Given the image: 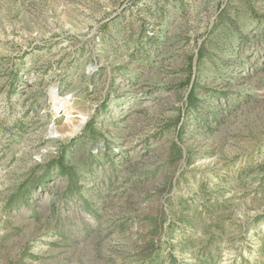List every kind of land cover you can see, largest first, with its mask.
<instances>
[{
	"label": "rangeland",
	"instance_id": "rangeland-1",
	"mask_svg": "<svg viewBox=\"0 0 264 264\" xmlns=\"http://www.w3.org/2000/svg\"><path fill=\"white\" fill-rule=\"evenodd\" d=\"M158 248L264 264V0H0V264Z\"/></svg>",
	"mask_w": 264,
	"mask_h": 264
},
{
	"label": "trees",
	"instance_id": "trees-1",
	"mask_svg": "<svg viewBox=\"0 0 264 264\" xmlns=\"http://www.w3.org/2000/svg\"><path fill=\"white\" fill-rule=\"evenodd\" d=\"M203 54H204L203 53V47H202V45H200V47L198 48V52H197V61L200 60V58L203 56ZM190 68H191V66H190ZM193 97H194V88H191L190 94L188 96L189 101H191L190 103H192V98ZM88 127H90V125ZM158 250H159V248L156 250V254H155V256L153 258L148 259L149 264H156V262H157L156 261V256L158 255ZM172 260H173V258L169 257V261L172 262ZM254 264H257V263H254Z\"/></svg>",
	"mask_w": 264,
	"mask_h": 264
}]
</instances>
